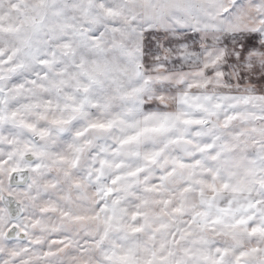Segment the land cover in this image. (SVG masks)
I'll list each match as a JSON object with an SVG mask.
<instances>
[{
  "label": "snow or ice",
  "instance_id": "1",
  "mask_svg": "<svg viewBox=\"0 0 264 264\" xmlns=\"http://www.w3.org/2000/svg\"><path fill=\"white\" fill-rule=\"evenodd\" d=\"M0 264H264V0H0Z\"/></svg>",
  "mask_w": 264,
  "mask_h": 264
}]
</instances>
